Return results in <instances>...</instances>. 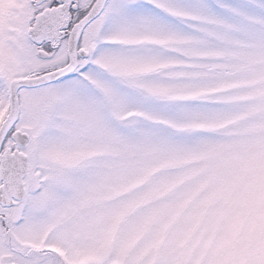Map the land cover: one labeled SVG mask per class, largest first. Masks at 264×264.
<instances>
[{"label":"snow or ice","instance_id":"snow-or-ice-1","mask_svg":"<svg viewBox=\"0 0 264 264\" xmlns=\"http://www.w3.org/2000/svg\"><path fill=\"white\" fill-rule=\"evenodd\" d=\"M0 264H264V0H0Z\"/></svg>","mask_w":264,"mask_h":264}]
</instances>
